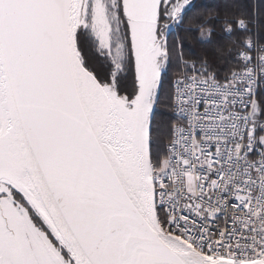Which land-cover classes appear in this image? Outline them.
<instances>
[{
  "label": "snow or ice",
  "instance_id": "1",
  "mask_svg": "<svg viewBox=\"0 0 264 264\" xmlns=\"http://www.w3.org/2000/svg\"><path fill=\"white\" fill-rule=\"evenodd\" d=\"M0 264H264V0H0Z\"/></svg>",
  "mask_w": 264,
  "mask_h": 264
},
{
  "label": "trees",
  "instance_id": "2",
  "mask_svg": "<svg viewBox=\"0 0 264 264\" xmlns=\"http://www.w3.org/2000/svg\"><path fill=\"white\" fill-rule=\"evenodd\" d=\"M216 0H197L196 3L198 4H212L215 3Z\"/></svg>",
  "mask_w": 264,
  "mask_h": 264
}]
</instances>
